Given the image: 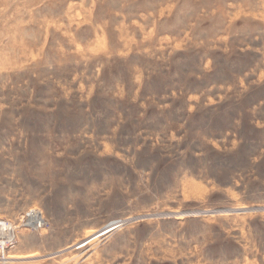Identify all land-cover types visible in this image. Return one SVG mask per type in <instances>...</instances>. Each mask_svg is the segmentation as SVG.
<instances>
[{
    "label": "rangeland",
    "instance_id": "374dc122",
    "mask_svg": "<svg viewBox=\"0 0 264 264\" xmlns=\"http://www.w3.org/2000/svg\"><path fill=\"white\" fill-rule=\"evenodd\" d=\"M31 208L44 228L21 225ZM251 208L264 0H0L12 264H264Z\"/></svg>",
    "mask_w": 264,
    "mask_h": 264
},
{
    "label": "built area",
    "instance_id": "2783aa9c",
    "mask_svg": "<svg viewBox=\"0 0 264 264\" xmlns=\"http://www.w3.org/2000/svg\"><path fill=\"white\" fill-rule=\"evenodd\" d=\"M48 224L43 212L31 208L25 212L21 225L31 229H41ZM17 223L0 217V260H5L11 249L17 244Z\"/></svg>",
    "mask_w": 264,
    "mask_h": 264
},
{
    "label": "water",
    "instance_id": "95a60500",
    "mask_svg": "<svg viewBox=\"0 0 264 264\" xmlns=\"http://www.w3.org/2000/svg\"><path fill=\"white\" fill-rule=\"evenodd\" d=\"M250 210H264V208H251L248 209L247 211ZM244 210H240V209H219V210H215L214 212H241ZM167 213L161 214V215H166ZM168 215V214H167ZM147 216H140V217H136L135 219H140V218H145Z\"/></svg>",
    "mask_w": 264,
    "mask_h": 264
},
{
    "label": "bare ground",
    "instance_id": "6f19581e",
    "mask_svg": "<svg viewBox=\"0 0 264 264\" xmlns=\"http://www.w3.org/2000/svg\"><path fill=\"white\" fill-rule=\"evenodd\" d=\"M184 214H185V213H184ZM119 223H121V221H120V222H117V223H115V224H119ZM115 224H113V225H115ZM111 226H112V225L109 226V229H110V230L107 229V231H106V235H107V232L112 231V230L114 229V227L111 228ZM116 227H117V226H116ZM83 242H84V241H83ZM83 242H82V243H83ZM80 244H81V243H80ZM77 246H78V245H77ZM13 259L15 260L16 258L13 257V256H12V257H11V256H8V257H6L5 260H3V261L1 260L2 262L0 261V263H2V264H12L11 262L13 261ZM27 259H28V258H27Z\"/></svg>",
    "mask_w": 264,
    "mask_h": 264
},
{
    "label": "crops",
    "instance_id": "0c3cea01",
    "mask_svg": "<svg viewBox=\"0 0 264 264\" xmlns=\"http://www.w3.org/2000/svg\"><path fill=\"white\" fill-rule=\"evenodd\" d=\"M24 208V207H23ZM16 211H10L9 213H11V214H13V213H15Z\"/></svg>",
    "mask_w": 264,
    "mask_h": 264
}]
</instances>
